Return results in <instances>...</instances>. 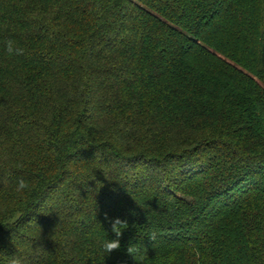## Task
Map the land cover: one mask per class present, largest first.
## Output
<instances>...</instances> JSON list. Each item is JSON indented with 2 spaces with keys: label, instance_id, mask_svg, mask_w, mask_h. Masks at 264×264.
<instances>
[{
  "label": "trees",
  "instance_id": "trees-1",
  "mask_svg": "<svg viewBox=\"0 0 264 264\" xmlns=\"http://www.w3.org/2000/svg\"><path fill=\"white\" fill-rule=\"evenodd\" d=\"M105 213L128 223L108 255ZM13 255L264 264V0H0V264Z\"/></svg>",
  "mask_w": 264,
  "mask_h": 264
},
{
  "label": "clouds",
  "instance_id": "clouds-1",
  "mask_svg": "<svg viewBox=\"0 0 264 264\" xmlns=\"http://www.w3.org/2000/svg\"><path fill=\"white\" fill-rule=\"evenodd\" d=\"M6 52L9 56L11 55H23L24 50L22 48L16 47L15 41L8 39L5 41ZM14 191L17 194H24L26 191H30V183L23 178H19L16 182ZM105 219L108 220L111 224V231L115 234V239H106L103 242L104 252L108 255L115 250H119L121 247L120 237L122 236L123 230L128 227V223L125 220H121L120 218L112 219L108 217L107 213H105ZM156 233L153 232L151 236V240H155ZM135 249L130 245L127 248V252L133 255ZM8 264H23V261L20 257L15 255L11 256L8 260Z\"/></svg>",
  "mask_w": 264,
  "mask_h": 264
}]
</instances>
